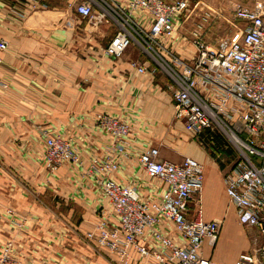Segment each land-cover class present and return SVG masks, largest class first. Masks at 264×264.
<instances>
[{
    "label": "crops",
    "instance_id": "obj_1",
    "mask_svg": "<svg viewBox=\"0 0 264 264\" xmlns=\"http://www.w3.org/2000/svg\"><path fill=\"white\" fill-rule=\"evenodd\" d=\"M115 31L112 24L94 27L78 16L74 0H0V40L8 44L0 53V254L11 243L13 257L24 263L119 264L115 255L84 239L101 217L116 225L108 200L87 172L94 159L108 156L111 145L96 126L103 113L129 124L128 156H113L119 169L112 178L134 186L141 197L156 198L164 189L159 184L155 190L139 167V155L149 148L158 149L159 161L192 158L202 165V219L221 226L215 242H203L201 255L211 264H235L258 246V232L238 224L226 196L223 177L232 156L223 143L185 131L175 119L168 80L130 68V62L143 61L136 49L120 58L105 56ZM173 46L181 50L176 40ZM47 134L70 140L79 163L48 172ZM154 232L180 241L174 226L162 221L144 236L155 251ZM129 257L128 264H156L134 250Z\"/></svg>",
    "mask_w": 264,
    "mask_h": 264
},
{
    "label": "built area",
    "instance_id": "obj_2",
    "mask_svg": "<svg viewBox=\"0 0 264 264\" xmlns=\"http://www.w3.org/2000/svg\"><path fill=\"white\" fill-rule=\"evenodd\" d=\"M190 6L191 0H74V12L91 25L115 26L105 56L120 58L131 46H138L146 59L130 62V68L141 75L165 74L175 119L183 121L186 132L200 135L209 131L227 140L232 157L223 177L226 196L238 224L258 232V246L241 254L235 264H264V2L254 8H234L235 18L243 26L239 41L222 39L212 46L195 34L191 59H182L169 52L166 43L174 38L177 22ZM133 11L143 19L132 16ZM208 19L209 14L204 13L203 20ZM7 48V42L0 40V53ZM96 126L110 138L111 145L108 156L94 159L87 172L108 200L116 225L101 217L85 234V241L105 248L119 264H128L130 250L141 258H154L156 264H211L201 255L202 244L215 242L221 223L202 219V165L192 158L179 163L159 161L158 149L149 148L139 155V167L155 190L159 184L164 189L156 198H143L134 186L112 178L119 169L113 156H128L129 124L102 113L96 116ZM43 159L51 173L64 164L79 163L70 140L59 134L46 135ZM162 221L174 226L180 241L154 232L159 245L155 251L145 245L144 236ZM11 248V243L3 247L0 264H44L21 262L13 257Z\"/></svg>",
    "mask_w": 264,
    "mask_h": 264
},
{
    "label": "rangeland",
    "instance_id": "obj_3",
    "mask_svg": "<svg viewBox=\"0 0 264 264\" xmlns=\"http://www.w3.org/2000/svg\"><path fill=\"white\" fill-rule=\"evenodd\" d=\"M263 2L261 0H191V6L188 14L180 17L177 22V30L174 38L171 40L172 44L171 42L166 43L168 44V51L182 59H191L194 53V47L191 44V41L193 39V35L195 34H199L205 42L211 44L212 46L222 39L234 42L239 41L243 31V26L242 22L235 18L234 8L236 6L254 8L257 4H262ZM66 7L68 6L66 5ZM123 7L126 9L124 4ZM131 13L132 16H141V13L139 12L133 11ZM204 13L209 14V19L207 21L203 20ZM18 17L23 18L20 16ZM174 40H176V43H179V46H181L180 51H177L178 47L173 46ZM137 47L131 46L130 48H134L138 53H140V48L138 49ZM149 54L153 55L151 52ZM141 56L144 60L146 59L144 55ZM166 57L169 58V56ZM160 75L167 79L163 72H160ZM216 135L219 137L223 145L228 147V149H225L224 151L228 154L230 153L229 155L231 157L232 149L229 147L227 140L218 133H216ZM218 153L219 152H217V154Z\"/></svg>",
    "mask_w": 264,
    "mask_h": 264
},
{
    "label": "trees",
    "instance_id": "obj_4",
    "mask_svg": "<svg viewBox=\"0 0 264 264\" xmlns=\"http://www.w3.org/2000/svg\"><path fill=\"white\" fill-rule=\"evenodd\" d=\"M50 6L51 7H54V4L53 5H50ZM199 137H200L199 139L202 138L204 142H209V143L210 142H212V143H216L217 142V143L220 144L219 146H221V144H222V142L219 139V137L216 134H214L212 132H209V131L202 132Z\"/></svg>",
    "mask_w": 264,
    "mask_h": 264
}]
</instances>
